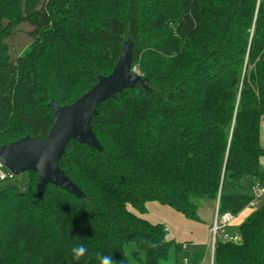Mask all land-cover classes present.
<instances>
[{
  "label": "trees",
  "instance_id": "1",
  "mask_svg": "<svg viewBox=\"0 0 264 264\" xmlns=\"http://www.w3.org/2000/svg\"><path fill=\"white\" fill-rule=\"evenodd\" d=\"M127 39L148 88L98 106L101 153L67 145L59 167L84 200L51 185L38 198L32 172L23 189L0 185V264H127L129 244L163 264L182 246L143 217L147 203L198 221L203 201L219 216L252 208L213 264H264V199L250 206L243 190L264 187V0H0V146L45 138L49 103L108 76Z\"/></svg>",
  "mask_w": 264,
  "mask_h": 264
},
{
  "label": "water",
  "instance_id": "2",
  "mask_svg": "<svg viewBox=\"0 0 264 264\" xmlns=\"http://www.w3.org/2000/svg\"><path fill=\"white\" fill-rule=\"evenodd\" d=\"M132 63L133 43L127 39L108 76L99 75L95 85L70 105L57 106L50 102L53 124L47 136H25L0 146V164L11 176L36 173L35 189L38 198H42L47 186L51 185L78 200H84L85 195L60 169L59 162L71 141L84 144L98 153L102 152L91 126L98 106L108 99H115L125 89L148 88V81L134 72Z\"/></svg>",
  "mask_w": 264,
  "mask_h": 264
},
{
  "label": "crops",
  "instance_id": "3",
  "mask_svg": "<svg viewBox=\"0 0 264 264\" xmlns=\"http://www.w3.org/2000/svg\"><path fill=\"white\" fill-rule=\"evenodd\" d=\"M207 203L209 202H202L199 205L197 211L198 221L187 220L181 214L159 203H147V212L143 217L152 224L162 225L166 230L167 240H171L182 246V253L176 256L171 255L172 264H178L179 260H182L183 264H188L187 259H191L194 255L196 257L200 256V264H213L210 246V228L213 223L216 204L214 203L213 210ZM240 214L233 218V221L225 229V232L230 235H238L234 232V229L238 228L249 213Z\"/></svg>",
  "mask_w": 264,
  "mask_h": 264
},
{
  "label": "rangeland",
  "instance_id": "4",
  "mask_svg": "<svg viewBox=\"0 0 264 264\" xmlns=\"http://www.w3.org/2000/svg\"><path fill=\"white\" fill-rule=\"evenodd\" d=\"M20 37H21V35H19V36L17 35L16 38H14L12 41L15 44L14 52H17L16 43H18ZM20 41H22V40L20 39ZM13 55H15V53H13ZM261 144H262V147L264 148V128L261 129ZM261 167H262V169H264V158L261 161ZM4 171H5V173H9L5 168H4ZM27 181H28V176L26 174H21L19 176H12L11 178H7L4 181H0V185H17L20 189H23V187H25V185L27 184ZM254 185L255 184L253 181H251L250 179H246L243 182L244 192L251 194V191H252V188ZM234 192L235 193H241L242 191L240 189H234ZM203 202H208V201H203ZM207 204H209V206L214 210V206H215L214 203L209 202ZM251 209L252 208H245L241 212V214L242 215L245 213L248 214L251 211ZM200 213L203 214L202 211H200ZM234 232L236 234H238L237 228L234 229ZM126 254L128 256L127 264H141V262H143V260H144V254L141 251H139L133 244H129L126 246ZM187 260H188V264H200L201 263L200 256L196 257L194 255L191 257V259L188 258ZM181 261L179 260L178 264H183ZM207 261H208V258H207ZM166 263L172 264L171 256L169 257L168 261L163 263V264H166Z\"/></svg>",
  "mask_w": 264,
  "mask_h": 264
},
{
  "label": "built area",
  "instance_id": "5",
  "mask_svg": "<svg viewBox=\"0 0 264 264\" xmlns=\"http://www.w3.org/2000/svg\"><path fill=\"white\" fill-rule=\"evenodd\" d=\"M134 72H136V69L133 68ZM12 176L9 173H5L4 167L0 164V181H4L7 178H11ZM252 196V202L250 206L254 204V202L258 200L264 199V187H260L259 185H254L251 191ZM232 216L230 215H224L219 216L218 215V201L216 202V208L214 212V218L213 223L210 228V246H211V257L213 261V254H214V248L217 241H228L236 243L239 241L238 235H230L227 232H225V229L229 227L231 222L233 221ZM166 231V230H165Z\"/></svg>",
  "mask_w": 264,
  "mask_h": 264
},
{
  "label": "clouds",
  "instance_id": "6",
  "mask_svg": "<svg viewBox=\"0 0 264 264\" xmlns=\"http://www.w3.org/2000/svg\"><path fill=\"white\" fill-rule=\"evenodd\" d=\"M87 253L88 249L83 244H79L72 248L73 258L77 261L85 257ZM99 264H116V262L113 261L111 255H102L99 257Z\"/></svg>",
  "mask_w": 264,
  "mask_h": 264
}]
</instances>
